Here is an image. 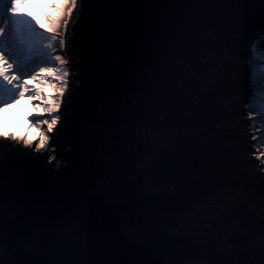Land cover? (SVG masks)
I'll use <instances>...</instances> for the list:
<instances>
[{
  "label": "water",
  "instance_id": "95a60500",
  "mask_svg": "<svg viewBox=\"0 0 264 264\" xmlns=\"http://www.w3.org/2000/svg\"><path fill=\"white\" fill-rule=\"evenodd\" d=\"M72 32L67 166L0 142V264H264V0H82Z\"/></svg>",
  "mask_w": 264,
  "mask_h": 264
},
{
  "label": "clouds",
  "instance_id": "9594fccd",
  "mask_svg": "<svg viewBox=\"0 0 264 264\" xmlns=\"http://www.w3.org/2000/svg\"><path fill=\"white\" fill-rule=\"evenodd\" d=\"M81 6L82 0H0V142L34 156L47 153V166L56 171L67 164L57 160L54 141L69 114L63 110L80 87L74 67L79 58L70 54L69 41ZM249 107L251 158L264 175V122L257 127L264 121V97Z\"/></svg>",
  "mask_w": 264,
  "mask_h": 264
},
{
  "label": "rangeland",
  "instance_id": "374dc122",
  "mask_svg": "<svg viewBox=\"0 0 264 264\" xmlns=\"http://www.w3.org/2000/svg\"><path fill=\"white\" fill-rule=\"evenodd\" d=\"M257 41H259L258 44ZM263 41H264V37L261 36L253 44V46L256 45V53H258L259 59L255 58L256 53L253 52V46H252V55L249 58V66L251 69L250 81H251V86L253 87V97L249 104L259 103L261 98L264 97V48L262 47ZM250 110L253 109H247V112ZM249 124H250L249 126L250 128L252 125V121H249ZM258 126L259 124H257V127ZM251 137H252V133H251ZM252 143L254 144L255 142L252 140Z\"/></svg>",
  "mask_w": 264,
  "mask_h": 264
},
{
  "label": "snow or ice",
  "instance_id": "6c2138e0",
  "mask_svg": "<svg viewBox=\"0 0 264 264\" xmlns=\"http://www.w3.org/2000/svg\"><path fill=\"white\" fill-rule=\"evenodd\" d=\"M237 28H238V30H239V22H238ZM258 43H259V41H257V44H258ZM254 51H256V45L253 46V52H254ZM246 105H251V104H246ZM244 107H245V105H244ZM248 109H252V108L249 107ZM250 111H254V110H250ZM250 111L247 112V114H246V116L244 117V119H246V117L248 116V114H249ZM247 120H248V119H247ZM249 121H251V120H249ZM261 122H264V121H257V124H258V123H261ZM252 127H253V121H252V125H251V127H250L249 129H251ZM251 139H252V137H251ZM252 155H253V153H250V158L252 157ZM254 160L258 162V167H259V161L256 160V159H254Z\"/></svg>",
  "mask_w": 264,
  "mask_h": 264
},
{
  "label": "trees",
  "instance_id": "16d2710c",
  "mask_svg": "<svg viewBox=\"0 0 264 264\" xmlns=\"http://www.w3.org/2000/svg\"><path fill=\"white\" fill-rule=\"evenodd\" d=\"M256 58V57H255ZM259 59V58H258Z\"/></svg>",
  "mask_w": 264,
  "mask_h": 264
}]
</instances>
